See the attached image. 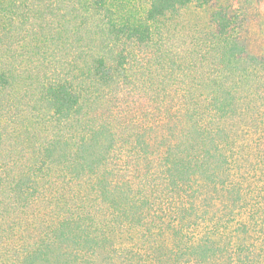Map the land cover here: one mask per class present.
Instances as JSON below:
<instances>
[{"label": "trees", "instance_id": "trees-1", "mask_svg": "<svg viewBox=\"0 0 264 264\" xmlns=\"http://www.w3.org/2000/svg\"><path fill=\"white\" fill-rule=\"evenodd\" d=\"M211 2L150 0L142 13L133 0H0V247L10 258L0 264H100L101 251L116 249L95 202L114 203L118 224L126 218L145 231L149 244L127 249L122 264H264V58L247 55L237 21L224 8L213 11L214 32L190 55L175 57L163 48L169 15ZM137 66L151 75L154 66L167 73L148 82L146 73L133 76ZM179 72L206 94L174 108L179 91L171 83L180 80ZM243 99L247 110L255 109L248 143L220 126ZM149 114L165 116V128L171 124L174 132L171 127L170 136L146 140L142 121ZM15 122L17 137L35 155L19 173L6 160L9 154L14 160L6 136ZM116 123L139 126L136 142L121 140L134 143L129 150L146 163L143 172L132 161L107 171L120 151ZM171 140L174 148L152 156ZM54 173L69 185L87 183L94 193L84 194L90 204L82 197L74 213L47 224L53 238L36 237L23 254L9 249L13 235H3L15 224H4L39 195L40 177ZM238 214L234 231L226 233ZM54 239L64 247L56 249Z\"/></svg>", "mask_w": 264, "mask_h": 264}, {"label": "rangeland", "instance_id": "rangeland-1", "mask_svg": "<svg viewBox=\"0 0 264 264\" xmlns=\"http://www.w3.org/2000/svg\"><path fill=\"white\" fill-rule=\"evenodd\" d=\"M149 1L150 0H133L134 4L142 10V13H144V10L146 11L148 9ZM218 8H224L226 10L228 9V11L235 18V21H237V26L235 27L239 35L238 39L239 42L246 48L247 55L252 57L264 58V0H212L210 4L204 7H201L197 3H193L183 9H180L174 15H169L164 22L166 25L164 26L165 30L163 31V48L166 50V53L175 57L176 55L179 57H184L190 55L192 51H196L199 45L197 43H200L202 45L205 42V38L210 33L214 32L215 27L214 23L212 22V13L215 9ZM156 40H158V38ZM144 57L145 55L141 54V59H143ZM156 67L157 66H154L152 68L153 75H151L149 74L148 70L144 69V67L140 68L139 66H137L133 70V73L135 74L133 76L138 77L140 73H146L144 76L145 78H147L146 81L153 83L157 82V79H155V77L159 75V71L162 70V75H165L167 71L166 68L158 67V70ZM187 73L189 74L188 70ZM178 79L180 80H173L174 83H171L173 88L179 91V95H174L173 97V102L171 105H173L174 108L177 107L176 102L179 104V101L182 102L183 100H185V105H183L185 107L186 98L188 104L189 96L193 95L195 98L194 103H197V95L198 99H200L201 96L206 94L204 93L205 91L201 84L192 87L190 83L191 77L187 78L186 73L179 72ZM140 90L143 91L141 88ZM148 100L150 102L149 106H153L154 101L151 99ZM246 103V99H243V102H238L236 106H233L230 111L227 112L228 114L224 116L225 118L222 119V123L220 124V126H222L223 124H227L229 127V129L227 130L229 135L238 134L241 142L246 141L248 143V139H250L249 135L254 130L253 126L255 124L253 123V115L255 114V109H253L251 106L248 111L246 108ZM253 106H255V104H253ZM25 109L28 108L25 107L24 111ZM25 115L29 118L30 112H27ZM27 117L26 119H28ZM144 119L145 120H143L142 122L145 123L144 125L147 129L145 133L146 140H153L159 137V135L162 136V138H164V135H166V137L170 136V134L168 133V129L170 130L171 127L172 131L174 132L175 127L171 126V124H169L170 126H168V128H165L164 121L168 122V119L165 116L158 118L149 114L147 118ZM180 119L178 121H180ZM208 119L209 118L207 117L206 121L209 123ZM206 121L204 122V124H206ZM215 121L216 120H214V122ZM12 125L13 129H11V131H14L12 133L9 132V134L6 136V138L8 139L6 145L10 151L8 152L13 155L12 157L14 158V160L12 161L10 159V154L6 157V160L9 161L7 162L8 168L13 167L15 169L14 171H17L19 173V171L24 170L23 168L27 167V165L34 164L35 155L32 154V149L28 147V145H25L23 141L19 137H17L18 135H20V126L16 122ZM131 125L123 127L121 124L116 123V127L114 130L115 132L112 133H115L116 135V138L118 140V144L116 143V145L118 146L117 148L120 149V151L118 154H115V156L111 155L112 159L108 163L109 165L107 166V171L109 169H120V166L125 167L127 161H132V164L136 165V171L143 172L146 169V163H144L142 159L137 160L136 158H133L132 152L129 150L133 146L131 144L134 143L129 144L126 143V141L128 140H121L128 139V137H130V139H132L131 141L136 142L135 138H137V136H133L135 135L133 133H137V128L139 126L137 124H133L132 126ZM179 129L180 131H182L181 128ZM246 133L248 136H245ZM9 138H11V140ZM168 139H171V137H169ZM175 145L176 142L171 140V143L170 141L167 142L166 146H163L160 150H158V153H153L152 156H164V153L167 152L169 148H174ZM220 146L223 150L225 149V147H223L221 144ZM252 158L254 161L255 156H252ZM6 160H4V163ZM149 160L152 161L151 159ZM240 163L238 164V166H242ZM245 171L246 169L243 172ZM130 173H132V177H129L130 179L137 178L134 176L138 174L137 172L129 171L127 174ZM231 173H240V171L232 168ZM36 187H39V195H35L34 198H31L28 208H25L18 215L12 216V218H8L11 221H8L6 222V224H4L7 225L10 224V222L11 224H15L13 227L14 231H10L9 234H5L3 236L8 237L11 233V235L13 236L6 240L7 242H9L8 246L11 247L9 249H14L15 251L17 249V251L21 254H23L24 249H26L23 248V245H31L33 241L36 240V237L49 235L50 238H53L55 236L54 234L56 233L49 232L47 224L52 226L57 223L58 220H62L65 217L70 216V213H74V209L80 208H77L75 204L79 203L80 206L81 204H83V202L80 201L82 197L85 198L84 203H86L88 207L90 203L86 198V195L84 194L88 191L89 195L94 194L93 189H90L87 183L84 185V187L83 185H74L72 183L71 185H69L65 180L61 181L56 173L40 177ZM155 191H153V194H155ZM63 197L66 198L65 201H61V199L63 200ZM92 202L93 199L91 197V203ZM93 204L97 208L102 207L101 212L103 213L101 214L102 216H99V220L101 225H105L103 227H105V234L107 235V237H109V245L111 247H115L116 249V253H111V255L107 251H105V255H102L101 251L99 259L100 264H122L123 259L121 257L125 254V251L127 249H133L137 245H142L141 247H144V249L146 248V245L149 244V242H147L142 237V233H145L143 228H136L131 224L125 223L126 218L121 220V223H124L123 225L118 224V221H115V219H113H117V212L116 208L114 207V203L111 204L110 202H95ZM118 205L126 207V204H122V202ZM209 216L211 217V215ZM123 217H125V215ZM241 218L242 217H240L238 214L237 217L232 220V223L228 227V229H225L226 233L229 234L233 232ZM245 219L250 220L249 217ZM204 226L205 225L202 224L201 226H199V228H197V230H194L193 235H201V228H203ZM53 243H55L54 247L56 249H62V247H64L65 245L55 239ZM7 254V250H4L3 247H0V263L1 261L2 263H4V261L10 259L8 256L9 254ZM98 254H100V252ZM67 261L69 260H64L63 264H67ZM55 264L58 263L55 262Z\"/></svg>", "mask_w": 264, "mask_h": 264}]
</instances>
